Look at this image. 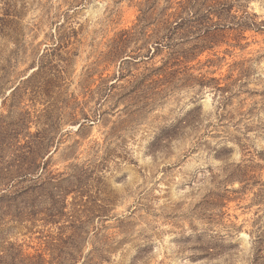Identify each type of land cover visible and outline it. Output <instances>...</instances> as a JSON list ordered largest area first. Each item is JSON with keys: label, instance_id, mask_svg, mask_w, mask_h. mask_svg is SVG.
Instances as JSON below:
<instances>
[{"label": "rangeland", "instance_id": "rangeland-1", "mask_svg": "<svg viewBox=\"0 0 264 264\" xmlns=\"http://www.w3.org/2000/svg\"><path fill=\"white\" fill-rule=\"evenodd\" d=\"M0 264H264V0H0Z\"/></svg>", "mask_w": 264, "mask_h": 264}, {"label": "trees", "instance_id": "trees-1", "mask_svg": "<svg viewBox=\"0 0 264 264\" xmlns=\"http://www.w3.org/2000/svg\"><path fill=\"white\" fill-rule=\"evenodd\" d=\"M182 20V19H181ZM178 23H176V25H177Z\"/></svg>", "mask_w": 264, "mask_h": 264}]
</instances>
